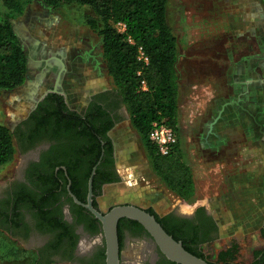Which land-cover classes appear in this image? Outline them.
<instances>
[{"label":"rangeland","instance_id":"374dc122","mask_svg":"<svg viewBox=\"0 0 264 264\" xmlns=\"http://www.w3.org/2000/svg\"><path fill=\"white\" fill-rule=\"evenodd\" d=\"M87 14L91 10L76 3L52 8L27 0L22 13L12 18L29 72L18 87L0 89V123L11 128L50 81L52 71L42 79L41 61L35 64L41 57H60L71 106H83L87 87L111 86L101 38L85 23ZM167 18L177 39L181 86L176 149L191 170L194 192L181 199L167 188L126 120L114 132L120 181L102 188L97 205L106 211L132 203L183 215L203 206L218 225L206 251L209 260L214 262L217 252L234 241L242 251L237 262L248 263L254 250L264 248V0H168ZM22 157L15 150L0 166V188L17 174ZM83 239L88 241L81 242L83 249L99 243ZM34 243H19L0 230V264H35ZM146 248L135 239L125 243L121 264H138Z\"/></svg>","mask_w":264,"mask_h":264},{"label":"trees","instance_id":"16d2710c","mask_svg":"<svg viewBox=\"0 0 264 264\" xmlns=\"http://www.w3.org/2000/svg\"><path fill=\"white\" fill-rule=\"evenodd\" d=\"M37 1L52 8L62 4L76 3L91 10L92 15L84 16L85 23L101 38L102 59L110 79L111 88L125 107L130 126L142 140L155 173L164 180L170 191L181 199H188L194 192V181L190 168L183 163L177 153V144L174 145L168 155H161L157 146L148 137L153 122L170 125L175 131L177 127L179 82L176 63L178 44L167 18L168 0ZM26 3L27 0H0V89H13L21 85L27 75V53L22 47L11 21L14 16L22 13ZM118 23L124 24L123 31L119 30ZM140 51H142L145 59L140 57ZM60 102L63 104L62 100ZM63 112L62 109L56 117L57 126H61L63 120H69L68 115H63ZM47 114L49 115V113ZM51 117L55 118L54 116ZM86 123L84 119L80 124L81 130L86 129L85 126H88ZM106 140L110 144L107 137ZM93 142L97 152L87 167L84 168L82 180L85 184L93 166L99 161L101 155L99 151L102 148L100 140H93ZM89 143L82 144L86 147L85 151H87ZM14 151V132L7 125L0 123V166L10 161ZM74 152L79 155L76 151ZM96 170L99 171L98 165ZM71 178L73 179V176ZM105 180L111 181L113 178ZM117 180L118 178H114L113 181ZM70 188L78 200L84 201V195L73 186ZM95 188H97L95 195H100L101 185L97 183ZM43 201L31 204V207L37 209L36 217L39 228L50 232L59 230V240L62 237L70 239L68 251L70 256L71 248L77 240L76 235L67 227L69 225L65 222L53 219ZM69 201L73 206H76L70 196ZM94 207L97 208V203H94ZM81 209L82 211L85 210L87 215H81L82 218L79 219L86 223V227L92 233H101L99 220L85 208L81 207ZM145 210L154 215L169 235L175 240L181 241L187 251L209 261L211 264L264 263V248L253 251L252 261L248 263L237 262V256L242 251L234 241L217 252L214 262L210 261L206 251L217 237L218 226L215 225L213 216L207 214L203 206H198L195 209L198 223H194L193 219L174 215L173 212L157 213L152 207ZM4 222L5 220L2 223ZM123 225H127L133 233H139L141 230L146 231L137 221L127 218L120 219L117 226L119 249H121L119 227ZM197 230L201 231L199 234L201 237L196 234ZM212 231H215L214 235H210ZM261 235L264 238V226L261 229ZM197 238L200 240H196ZM104 257L103 246L88 264H104ZM165 260L168 264H177L166 258ZM35 264L39 263L36 261Z\"/></svg>","mask_w":264,"mask_h":264},{"label":"flooded vegetation","instance_id":"af4514ba","mask_svg":"<svg viewBox=\"0 0 264 264\" xmlns=\"http://www.w3.org/2000/svg\"><path fill=\"white\" fill-rule=\"evenodd\" d=\"M44 53H46L45 48L41 54ZM58 59H60L59 56L50 55L46 58L41 57L35 62L38 65V61H41L40 70L43 69L41 72H44L42 79H45V75L50 70L52 77L51 79L47 77L50 81L47 82L46 79V83L42 84L43 91L39 98L32 101L28 111L10 128L14 132L15 150L23 157L17 174L0 188V230L19 243L35 242L32 249L36 256L35 262L39 264H48V262L88 264L95 258L97 251L103 247V237L100 232L92 233L86 227V223L79 219L82 218L81 215H87V212L82 211L83 206L75 203L73 199L72 202L76 206L70 203L68 187L71 191L70 187L73 186L84 195V201L81 202H87L88 180L91 172L86 184L83 183L82 176L84 168L97 152L93 140H100L102 148L99 149L100 159L95 165V172L92 176V205L97 203L96 198L99 196L95 195L97 190L95 184L99 183L102 191L105 185L120 181L115 164L118 143L114 132L121 123L128 120V115L111 86L90 91L87 87L83 106L81 108L71 106L69 91L66 89V73L65 71L60 73ZM28 72L29 65L27 74ZM66 72L71 71L66 70ZM68 74L74 76L72 73ZM57 84H60V87ZM79 90L83 91L81 88ZM29 94L31 95L30 92ZM62 109L63 115H68L69 120H63L61 126H57L56 117ZM49 118L50 121H48ZM84 119L88 126L81 130L80 124ZM105 136L110 140V144L107 143ZM261 139L264 141V132ZM88 143V149L85 151L86 147L82 144ZM74 151L79 155H76ZM97 165L99 171L96 170ZM107 178H113V180L118 178V180L106 181ZM42 201L46 204L45 208L49 210L53 219L65 222L76 235L77 240L71 248L70 256L68 253L70 239L62 237L59 240V230L50 232L39 228L36 217L37 209L31 207V204ZM97 208H99L98 205ZM195 209L190 215L170 212L180 217L193 219L194 223H198ZM206 213L211 215L207 211ZM4 220L5 222L2 223ZM215 225L218 226L216 221ZM119 231L121 249L132 239L143 241L146 247H149V250L145 249V256L138 264H168L146 231L133 233L127 225L119 227ZM196 232L197 235L201 233L198 230ZM214 232L212 231L210 235H214ZM82 237L98 239L99 243L97 246H91L92 248L88 246L83 249L80 246L81 242L86 244L88 241L85 239L82 241Z\"/></svg>","mask_w":264,"mask_h":264},{"label":"water","instance_id":"95a60500","mask_svg":"<svg viewBox=\"0 0 264 264\" xmlns=\"http://www.w3.org/2000/svg\"><path fill=\"white\" fill-rule=\"evenodd\" d=\"M95 166L92 168L88 180L87 202H81L70 191L68 193L77 204L86 208L101 224V235L104 246V264H120V249L118 241L117 226L122 218L137 221L143 226L146 232L152 237L154 243L162 255L177 264H211L209 261L198 257L187 251L181 241L175 240L169 235L160 223L145 208L132 203H122L111 206L108 210L102 211L92 205V176ZM264 264V263H263Z\"/></svg>","mask_w":264,"mask_h":264},{"label":"built area","instance_id":"2783aa9c","mask_svg":"<svg viewBox=\"0 0 264 264\" xmlns=\"http://www.w3.org/2000/svg\"><path fill=\"white\" fill-rule=\"evenodd\" d=\"M120 31H123L125 26L123 23L117 24ZM140 57H143L142 51H140ZM143 59H145L143 57ZM148 137L153 142L161 155H168L174 145L177 143L176 132L170 125L153 122L148 133Z\"/></svg>","mask_w":264,"mask_h":264},{"label":"crops","instance_id":"0c3cea01","mask_svg":"<svg viewBox=\"0 0 264 264\" xmlns=\"http://www.w3.org/2000/svg\"><path fill=\"white\" fill-rule=\"evenodd\" d=\"M178 82H179V79H178ZM24 98H29L28 95L24 96ZM180 99H181V86H180V82H179V92H178V113H179V110H180V105H181V102H180ZM26 100V99H25ZM174 193V192H173ZM175 194V193H174Z\"/></svg>","mask_w":264,"mask_h":264}]
</instances>
